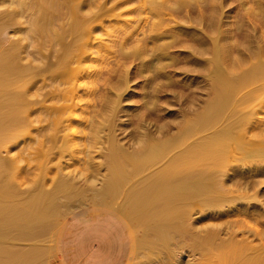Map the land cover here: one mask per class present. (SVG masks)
Masks as SVG:
<instances>
[{
	"label": "bare ground",
	"instance_id": "bare-ground-1",
	"mask_svg": "<svg viewBox=\"0 0 264 264\" xmlns=\"http://www.w3.org/2000/svg\"><path fill=\"white\" fill-rule=\"evenodd\" d=\"M107 1L34 0L27 4L33 12L37 10L29 29L36 35L37 56L34 52L24 56L23 45H7L9 40L1 37L19 24L26 4L20 2L0 14V264H46L53 250L49 236L70 213L89 204L116 207L136 222L140 244L148 249L147 262L166 250L173 264L182 263L183 251L192 258L187 264H264V200H260L264 119L258 118L264 104V52H259L264 47L255 51L253 62L248 61L251 56L229 60L228 46L221 44L223 22L218 21L226 0H122L123 6L135 1L134 7L125 8L133 16L116 25L109 22L104 30L105 18L100 21L99 15ZM216 21L221 25L216 26ZM193 24L199 29L191 28ZM102 37H109L110 44ZM34 56L43 62L41 66ZM131 61L138 62L135 71L129 69ZM180 63V68L187 66L186 70L202 74L195 81L203 85L205 98L203 93L196 95L175 130L165 124L159 135L148 128V118L143 123L145 116L137 114L136 131L122 143L117 120L132 78L145 79L142 90L148 91L143 92V99H148L142 106L146 117H151L158 108L159 93L177 84L172 71ZM39 79L49 81L44 85L51 87L46 96L41 91L48 86L36 89L41 93L37 92L38 97L44 96L43 103L50 102L39 114L50 122L63 117L56 123L65 124L59 128L62 134L48 130L52 127L47 125L45 130L53 133L45 131L51 143L44 147L46 160L25 189L17 163L2 153L31 130L37 112L34 86ZM259 128L263 131L255 136L257 143H251V132ZM92 141L99 144L100 166L106 169L101 185L80 186L75 174H63L58 165L60 174L47 187L48 163L56 149L53 143L61 142L62 157L69 152L71 156L84 154L78 156L84 159ZM89 157H85L87 162ZM248 157L252 159L246 164ZM251 199L259 204L250 203ZM140 209L142 214H138ZM206 212L211 220L219 212L240 219L197 225ZM29 241V246L21 244Z\"/></svg>",
	"mask_w": 264,
	"mask_h": 264
},
{
	"label": "rangeland",
	"instance_id": "rangeland-1",
	"mask_svg": "<svg viewBox=\"0 0 264 264\" xmlns=\"http://www.w3.org/2000/svg\"><path fill=\"white\" fill-rule=\"evenodd\" d=\"M1 1L2 0H0V14H5L8 10L16 8L20 2H23L26 4V7H24V13L20 17V20L18 22L19 26L15 25L11 28H8V30L4 31V33L1 37L5 38L6 41L9 40L6 42L7 45L11 44L10 42L17 43L19 46L23 45V47L25 49V52L23 54L24 56L28 52H34L33 53L34 55L36 53H38L35 50V48H36L35 45L37 43L36 37H35L36 35L33 34L32 32H30V30H29L31 28L30 27V23H31L30 21H32V18L37 16V12H36L37 10L36 9L34 10V12L36 13L35 14L33 12L34 8H30L29 5H27V4H31L32 2H34V0H4L5 2L4 1L1 2ZM121 1L122 0H113V1L108 0L107 1V3L108 2L109 3L108 4L106 3L105 8L103 9L102 13L99 15L100 21H101V19L103 20L105 18L104 21H102V22L103 23L106 22V23H104V25H103V23L101 24V26H103V29L105 28L106 24H108L109 22H110V24H108V25H113V24L116 25L117 21L122 23V20L130 18L131 16H133V15H130L131 12L128 13L129 15L126 14L128 12L127 11L128 9H125V8L128 5H131V6H132V4L134 5L135 1L132 3L127 2L128 4L124 3L125 6H123L122 3H120ZM261 1H263V0H260V1H258V0H226V3H224V5L227 7H225L223 5L225 7L224 8L222 6V9L220 11H223V10L224 11L220 12V15L222 18L224 16V18L223 19L220 18L218 21H220L221 23L223 22L222 23L223 25L220 26L221 23L218 21H216L215 24H216V26L217 25L220 26V32H222V33H220V34H222V38H223L222 39L223 41L221 44H224V46H225V43H226V46L229 47V48L227 47L228 50H226V51H228V52H226V54L228 56L230 55L229 56L230 61H232V60L234 61L235 59L238 58V56H241L243 59L251 56V57H249L250 60H248V61L253 62L255 60V59L253 60V57L257 58V57H255L254 54L257 51L261 50L260 47H262V48L264 47V37H263L264 36V5H263L264 1H263V3ZM240 2H243V3H240ZM118 4H119V8H115V7H118ZM120 5H122V6H120ZM245 6H247V7H245ZM132 7H134V6H132ZM86 8H88V6L87 7L85 6L84 10H86ZM128 8H130V7L128 6ZM246 9H247V11H246ZM245 11L246 12L249 11L248 13L251 12V14L247 15ZM122 12L123 13L125 12V13L123 14ZM224 12H225V14H223ZM256 13H258V14H256ZM31 15L33 17H31ZM239 15H240V17H239ZM245 16H247V17H245ZM248 17H251V18L249 19ZM107 20H108V22H107ZM113 22H115V23H113ZM108 25H107V27H108ZM186 25H184V26H186ZM109 27H111V26H109ZM190 27L199 29V26H195L194 24ZM221 28H223V30L225 29V31L221 30ZM104 30H107V29L105 28ZM97 31L100 32V30H97ZM97 31H96V33H99ZM228 31L230 32V34ZM101 33H102V31H101ZM101 33H99V34H101ZM224 33H225V35H223ZM228 34H229V36H228ZM224 36L227 38L229 37L228 40H226L227 38H225ZM102 38H103L104 43L110 44V41H108V40H110L109 37H102ZM104 38H106V40H104ZM6 44L4 43V46H6ZM246 47L249 49H247ZM237 48L239 49V51L240 50L241 51L239 52ZM243 48L247 49L246 50V51H248L247 54L244 52L245 49H243ZM181 49L186 50L187 48H173V50H181ZM252 50H254V51H252ZM262 50L259 52H261V53L264 52ZM186 51H189V50L187 49ZM237 51H238V53H237ZM251 52H253V53H251ZM243 53H245V54H243ZM237 54H239V55H237ZM36 56H37V54H36ZM245 56H248V57H245ZM28 57H30L32 59L31 55ZM34 58H35V63H37V65L41 66L43 62L40 63V61H41L40 60L38 63V61H36L35 56H34ZM24 59L27 60V57ZM37 60H39V59H37ZM238 60H240V57ZM32 61L34 62V59ZM131 62H133V64L132 63H131L132 65L130 63L128 64V65H130L129 69L132 71H135L137 68L136 66H137L138 62H135V61H131ZM232 63H234V62H232ZM182 64L183 63H180V64H178L179 66H175L176 69H174V70L172 68H168V70H170V69L173 70L172 71L173 74L172 73L171 74H172L174 80L177 81V84L173 87L168 86L165 88L168 90L163 89V90H165V92L162 91L161 94L159 93L160 98L157 101V103H158L157 104L158 108L156 109L157 111L155 110V113L153 115H151V117L149 116L151 119H153V123H151L152 121L148 116L146 117V115H145L146 112H144L145 108L143 109V106H142L143 103L148 99L146 97H144V99H143V96H144L143 92L145 90L148 91L147 89H145L144 91L142 90L143 89L142 86L146 84L145 79L143 77L141 78V76L132 78L133 82L132 81L130 82L131 88H129L125 94V99L123 100L122 105H121L122 111L119 114L120 115L119 120H117V127H121V129L116 127V129H117L116 131H117V134H120L119 138H120L122 143H126L128 141V138L132 134V132L136 131L135 129H137V127H138L137 121H139V118L141 117V115L145 116V117H143V119L145 121L147 118L149 119V120L147 119V121H149V123H150L148 128H150L153 132H155L157 135H159L160 126H163L165 124H168L169 126L172 127L171 129L175 130V128H176L175 123L181 119L182 114L184 112H189L188 108H190L192 106V102H193L194 97H197L198 95L202 96L201 93H203V97L205 98L206 94H205V90L202 89L203 85H201L202 86V88H201V86H198L199 82L195 81V80H201L202 74L200 73L198 76L197 75L198 72H197V74H195L196 72L194 73V71H192V70H186L185 67L187 68V66H184V68H180V67H183ZM239 67H240V64H239ZM240 68L242 69V68H244V66H241ZM158 80L163 81L162 78H161V80L157 79L158 83H160ZM39 81L40 82H37V84H35L34 91H36V93L37 92L39 93L40 90H43V88L48 86V88L44 89L45 90L44 92L41 91L42 94H44V96H46L48 94L49 90L51 89V87H50V85H47V84L44 85V82H45L44 80L39 79ZM46 82H49V81H46ZM157 82L155 81V83H157ZM41 85H44V86H42L43 88H41ZM153 85H154V83H153ZM196 86H198V87H196ZM37 87L38 88L40 87L39 91H37L38 90ZM204 88H205V86H204ZM149 89H151V86L149 87ZM36 93L35 94L33 93V97L34 96L36 97V98L34 97L33 99L36 102L35 110H37V112L35 115L38 116L39 119H37L38 117L35 119V115H34V122H33V126L31 128V130L28 133L24 134L23 136L15 139L13 142H11L8 145V149L2 153L3 157H8L17 163L16 171L20 173V182L22 181L21 186H22V188H25V189L28 188L32 184V182L36 179V177L38 176V173L41 171V169H40L41 163L43 164V162L46 160V156H44V154H45V150L47 149V147H45V146L51 145V143H49V142L47 143V133L48 132L53 133V132H56V130H57V131H60L59 134H62L63 130L61 131L60 129H64V124H65V122L64 123L61 122L62 125H58V124H60L59 119H62L63 117L57 118V120H56V122H58V124H57L54 121L50 122L48 120L49 118L47 116H44V114H39L40 108L44 105H48L50 102L43 103L42 101L44 100V96L39 95V97H38L37 96L38 93L37 94ZM134 93L135 94L137 93L136 96ZM39 94H41V93H39ZM181 94H183V95H181ZM186 99H188V100H186ZM262 105L264 108V104H262ZM260 108L261 109L259 110L260 112H259L258 118L260 119L262 117V119H264V109L262 108V106ZM137 114L139 115V118H138ZM134 121H136V122H134ZM147 121L143 122V123H148ZM261 122L264 123V120H261ZM47 125H49L52 128L48 129L49 126L47 127ZM61 126H62V128H61ZM263 126H261V127H263ZM45 129H48V130L54 129L55 131L52 130L53 132L52 131L50 132V131L45 130ZM256 130H254V133L251 132V134H254L251 137L252 138L251 143H257V138L255 136L256 135L258 136L263 131L262 128H259ZM45 131H48V132H45ZM42 132L43 133L45 132L46 134L44 136H42V134H43ZM81 141L85 142V140H81ZM92 142H91V144H92L91 146H93V147H90L91 149L89 148V151L91 150L90 153L88 152V154H87L85 152L84 159L80 158L81 160L79 159L78 156L83 157L84 154L83 155L76 154L75 156H71L69 152L68 153L66 152V153H64V155L62 157L61 154L58 152L59 151L58 145H60L61 142H57V144L53 143V145L56 147V149L53 151L54 153L51 155L52 158L50 160V163H48L49 166L47 165L49 167V170H50L48 175H47V179H46L47 187H50L53 184L52 180H54V178L56 179V176H59L60 173H58V172H60V171L57 170L58 168L61 169L63 174H65V173L67 174L68 172H69V174H72V175L75 174L74 176L76 177L78 184L80 186L84 187L87 184L92 185V186H96V187L100 186L101 182L104 179L103 177H104L106 169L104 166H100V162L103 159H102V156L100 155V150L98 149L99 144H97L98 146H96V141H92ZM44 144H46V145H44ZM247 155H250V154H247ZM247 155L245 157H247ZM86 156H87V158L89 156H91V157H89L90 159L88 162L85 160ZM251 159H252L251 157L246 158L244 163L246 162V164H249L250 163L249 161ZM74 160H75V162H74ZM58 165H59V167H58ZM62 166H63V168H62ZM257 179H262V177L261 178L258 177ZM263 186H264V183L262 185H260V188H262ZM263 191H261L260 200H264ZM248 192L250 194L253 193L252 189H250ZM250 203L259 204V202L255 201L253 199H251ZM89 205H91V204H89ZM86 206H88V205H86ZM142 210L143 209L138 210V214H142L143 213ZM93 211H95V210L91 209V210H87V211L82 212V213H90ZM206 213L207 214L205 216H202L199 219L200 221H198L199 224L197 223V225H200V226L205 225L206 226V225L212 224V222H215V223L216 222L217 223H219V222L225 223L227 221L228 222L229 221L234 222V220H237V217H238V219H240L239 216L229 215L228 213H227V215H225L226 213L219 212L217 214V218H215V220L214 219L211 220L210 217H208L210 215V213L209 212H206ZM222 216H224V217H222ZM126 217L128 218L131 225L133 226L135 233H136V236H137V240H138L137 254H136V256L134 255L135 259L132 260V264H148V263L149 264H151V263L152 264H173V262H172L173 256L171 254L165 252L166 250L163 252H160L159 257L157 255V258H155L157 260L153 259L154 262L153 261L147 262L148 260L146 259L147 258L146 253L148 252V249L146 246L143 245L145 247V249L147 250L146 251L145 249H143L144 247L141 246V244H140V241L138 239L137 224H136V222H133L129 216L126 215ZM195 217H198V214L195 215ZM218 217H220V218H218ZM59 226H58V228H59ZM58 228L56 230H54L52 232V234L49 236V241H50L49 246L53 245L52 246L53 250L51 251L49 258L46 260V264H62L59 252L56 249L57 248V242H56L57 233L56 232H57ZM21 244L29 246L32 244V242L31 241L23 242ZM186 253H188V252L186 251ZM186 253H185V251H183V253H182L183 255H182V263L181 264H185V263L187 264V261L192 259ZM160 254H162V256Z\"/></svg>",
	"mask_w": 264,
	"mask_h": 264
},
{
	"label": "crops",
	"instance_id": "crops-1",
	"mask_svg": "<svg viewBox=\"0 0 264 264\" xmlns=\"http://www.w3.org/2000/svg\"><path fill=\"white\" fill-rule=\"evenodd\" d=\"M91 209L95 211L82 213ZM56 233L62 264H132L137 254L135 230L113 206L81 207L62 221Z\"/></svg>",
	"mask_w": 264,
	"mask_h": 264
}]
</instances>
